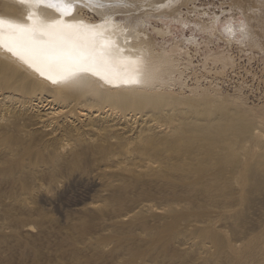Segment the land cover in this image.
I'll return each mask as SVG.
<instances>
[{
    "label": "bare ground",
    "instance_id": "1",
    "mask_svg": "<svg viewBox=\"0 0 264 264\" xmlns=\"http://www.w3.org/2000/svg\"><path fill=\"white\" fill-rule=\"evenodd\" d=\"M197 1L179 0L177 4L173 0L171 6L157 8L160 3L167 5L168 0H123L133 7L120 9L123 15L119 19L133 23L134 35L149 36V40H141L138 47L154 63L174 68V75L166 69L162 82L139 90L112 88L95 77H88L83 85L73 82L53 85L0 49V177L12 181L21 179L28 189L29 181L38 174L54 177L62 164L79 166L90 163L91 159L115 161L120 154L160 157L167 150L177 153L176 158L169 159L171 164L167 165L171 168L154 162L125 171L133 177H140L143 170V173L159 174L166 185L180 187L187 197L173 200L178 206L183 204L187 208L189 204V208L201 195L208 199L202 196L205 202L211 200V204L217 194L221 195L219 200L237 195L238 199H245L243 204H246L252 190L257 192L258 186L264 184V112L258 110L263 115L262 127L252 126L238 111L246 97L242 88L225 86L231 75H237L245 49L262 47L264 3L262 0H232L228 9L221 6L217 13H201L195 6ZM85 2L110 4L115 0ZM233 4L236 7H232ZM183 8L187 12L184 13ZM31 10V6L21 4L20 0H0V18L14 23H27ZM38 12L48 18L56 15L49 8L42 7ZM241 12L252 39L238 44L221 33L229 20L238 22ZM216 16L220 17V24L215 26V32H210ZM156 20L160 26L153 22ZM234 49L241 53L239 57ZM181 106L190 110L185 112L186 108L180 109ZM109 171L106 169L104 173ZM174 174L177 181H172ZM222 201L227 200L221 198ZM199 202L202 203V199ZM215 203L218 206V202ZM239 204L242 205L241 202L236 205L239 207ZM214 208L209 209L210 214L204 210L218 217L221 209L217 208L218 213L212 215ZM144 209L157 211L152 205H144L119 222L97 228L85 224L56 234L45 232L42 220L43 225L28 224L19 228L0 224V258H3L1 254L20 247L24 249L26 264H146L144 249L122 227L124 221L136 218ZM161 212L173 213L165 209ZM203 213L186 209L172 218L174 226L195 218L194 222H189L193 233L198 231V234L211 236L213 241L208 249H213L214 253L205 251V256L199 259L201 264H264V222L253 230L247 226L245 229L237 227L242 231L248 229L246 234L242 233V238L238 236L241 232L234 228L237 238L229 240L232 233L224 230L225 225L220 233L215 230L211 233L216 228L215 219L211 225L207 222L209 217L205 219L207 215ZM224 215L226 219L228 213ZM242 219L241 224L245 225ZM237 220L235 216L232 223ZM221 223L223 225V221Z\"/></svg>",
    "mask_w": 264,
    "mask_h": 264
},
{
    "label": "rangeland",
    "instance_id": "2",
    "mask_svg": "<svg viewBox=\"0 0 264 264\" xmlns=\"http://www.w3.org/2000/svg\"><path fill=\"white\" fill-rule=\"evenodd\" d=\"M231 1L232 0H224V2L221 3V0H198L195 2V6L199 8L201 13L208 11L217 13L220 10L219 8L224 6V3L229 5ZM183 11L184 13L187 12L185 8H183ZM153 22L160 26L157 20ZM178 29L179 28L175 29V32H178ZM157 41L160 43L162 42L160 38H158ZM234 52L238 57L241 55L237 49H234ZM245 53H242V57L245 56L242 58V63L240 64L241 69L238 66V71H236L237 75L233 74L227 79L225 88H233L235 86H240L242 88L246 97L244 99V105L238 108V111L244 115L245 119L248 120L252 126L262 127L260 120L263 118L264 114L262 115L258 110L264 112V47H260L259 50L247 48L245 49ZM229 105L231 106V104ZM179 108H186L185 112L190 110V108L184 106ZM176 154V152L173 154L170 151L164 150L160 157L149 156L146 158L133 154H120L117 155L115 161L107 162L91 159L92 163L91 161L90 163L85 162L79 166L62 164L59 172L54 177L51 175L41 176L38 174L29 181L28 189L25 187V182L21 179L20 181H12L0 177V224H9L19 228L23 225L34 224L37 226L44 223V225H42L43 229L45 228V232L54 231L48 233L56 234L60 230L61 232H67L72 228H79V226L81 227L85 224L97 228L107 223L119 222L124 216L130 215L133 211L140 209L144 205H152L156 208V212H149L144 209L136 218L124 221V226H122L123 231L129 236H134L144 249V262L146 264H180V262H184L185 264H201L199 259L205 256V251L208 250L209 253H214L213 249H208L211 247L209 245L211 243L210 241H213L209 233H207L206 236L201 233L198 234V231L197 233H193L189 222H194L195 218H191L187 221H180L178 226L172 225L174 214L183 213L186 209L198 214H202L203 212V214H206V211L210 214L211 211L209 209L212 207L214 208L213 204L216 206L215 202L217 201V208L222 206L228 209L225 210L224 208L225 211L222 207L218 208L221 210L217 208L211 209L212 215L219 211V213H223H220L219 219L222 217H224L222 219H225V212L228 213V215L231 213L232 216L233 214H239L240 216L235 215L236 220L239 217H243L246 223L245 225L241 224L244 223L243 219V222L241 221V218L237 220L238 222L236 221L235 223V221H233L234 223H232L233 218L235 220V216L232 217L231 214L229 216L227 215L226 218L228 219L231 217L227 220L231 221L229 222L231 225L225 223L227 222L226 219H221L223 221L222 225V221L218 219L219 216L217 217V214H214V217L206 214L207 217L205 219L211 217V219L208 218L207 222H214L215 219L213 224L216 228H213L211 233H213L214 230L220 233L225 225L227 229L224 227V230L226 232L228 231V234L232 233L229 235V237L231 236L229 240H232L234 237L237 238L235 234L236 231L233 232L234 228H241L243 226L242 229H245L247 226L250 227L249 229L252 228L251 230H253L259 226L261 227L259 224L264 222V184L258 186L257 192H255L256 190H252L254 195L250 194L247 196V203L250 204H248L249 206L247 203L243 204V202H246L245 199H243L244 201L242 198L238 199L236 197L237 195H235L234 198L227 196L229 200H234L236 197V199L232 201L233 205H231L232 202L229 201L228 198L225 197L224 199V197H220L219 200V196L221 195L218 196L217 194L216 196L219 201L215 200L216 196H214V200L211 202L213 206L210 204L211 200L205 202L208 199L201 195V197H199L202 199V203L199 202L201 199L197 197L198 200H196L195 203H190L191 205L193 204V206H189L188 208L189 204H185L187 205L186 208L183 204L178 206L173 203V200H184L187 197L184 190H181L180 187L166 185L164 179L159 174L147 171V173H143V170L139 175L140 177H133V175L130 176L127 173L128 171L136 170L139 166L144 167L148 163L152 164L154 162L165 164V167L171 168L172 166L167 164H171L169 159L172 156L176 158ZM106 169L110 171L104 173ZM172 181H177L175 174ZM221 198L222 200H227V203L223 201V203H221ZM252 199L255 200L251 202L253 203L251 205L250 200ZM240 202L242 205L239 204L238 207L236 204ZM207 203L211 206L206 205ZM220 203L222 205H219ZM95 206L99 207V209H94ZM236 206L239 212L241 210L243 211V216L241 212L238 213ZM243 206L246 207V210ZM192 207L194 208L192 209ZM248 207L250 208L247 209ZM231 208L234 211H229ZM162 209L173 213H162ZM204 209H206V211ZM216 219L219 220V222L217 220V223H220L219 225L216 223ZM40 220H42V223ZM237 224H240V226H237ZM220 225L222 227H220ZM239 228H237V231L241 233H239L238 236L241 235L240 237L242 238L244 236L242 233L245 232L246 234V230L248 229L242 231V229ZM158 239H161L159 243H152L153 240ZM1 255L3 258H0V264L27 263L24 256V249L20 247H16ZM169 259H173V262H170Z\"/></svg>",
    "mask_w": 264,
    "mask_h": 264
},
{
    "label": "snow or ice",
    "instance_id": "3",
    "mask_svg": "<svg viewBox=\"0 0 264 264\" xmlns=\"http://www.w3.org/2000/svg\"><path fill=\"white\" fill-rule=\"evenodd\" d=\"M175 2L179 4V0ZM20 3L31 6L27 23L0 18V49L53 85L69 82L83 85L88 77H95L112 88L139 90L162 82L166 69L174 75L172 65L154 63L138 47L149 36L134 35L133 23L119 19L123 15L120 9L133 7L123 0L94 5L85 0H20ZM172 3L173 0H168L167 5L160 3L157 8ZM42 7L53 9L56 15L51 18L40 15L38 10ZM224 8L229 5L224 3ZM212 23L209 31L215 32L220 17L216 16ZM221 34L238 44L252 39L242 12L238 22L229 20L224 24ZM261 46L264 47V42Z\"/></svg>",
    "mask_w": 264,
    "mask_h": 264
}]
</instances>
